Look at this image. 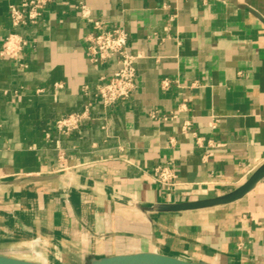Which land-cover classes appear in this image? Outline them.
<instances>
[{
  "label": "crops",
  "instance_id": "0c3cea01",
  "mask_svg": "<svg viewBox=\"0 0 264 264\" xmlns=\"http://www.w3.org/2000/svg\"><path fill=\"white\" fill-rule=\"evenodd\" d=\"M20 1L0 0V50L14 30L27 41L19 58L0 56V255L264 264V177L230 203L149 209L227 194L264 163V0H53L14 29ZM91 19L123 25L137 56L136 89L109 107L94 88L117 63L89 60ZM89 102L79 132L54 129ZM163 164L178 175L171 189L155 178Z\"/></svg>",
  "mask_w": 264,
  "mask_h": 264
},
{
  "label": "built area",
  "instance_id": "2783aa9c",
  "mask_svg": "<svg viewBox=\"0 0 264 264\" xmlns=\"http://www.w3.org/2000/svg\"><path fill=\"white\" fill-rule=\"evenodd\" d=\"M53 0H21L8 6V15L14 29L36 24L44 17L48 5ZM83 17L90 18V12L83 4L81 6ZM92 20V19H91ZM87 52L92 63L104 64L112 59L116 60L117 68L107 79L100 77L94 88V96L98 98L104 107L114 105L118 100L128 98L137 86V69L135 62L137 56L133 54L129 46V33L123 25L112 24L102 19H93L91 30L87 36ZM26 39L17 31L9 32L3 39L0 56L8 59L19 58ZM168 79L163 81V86H168ZM60 85V84H57ZM89 87L83 88L89 93ZM1 97V94H0ZM93 103L89 102L83 111L65 114L55 120L53 127L60 134L79 132L84 123L92 121L91 115ZM49 138V132L46 134ZM155 178L164 188L171 189L177 184V172L170 164L159 165L155 168Z\"/></svg>",
  "mask_w": 264,
  "mask_h": 264
},
{
  "label": "water",
  "instance_id": "95a60500",
  "mask_svg": "<svg viewBox=\"0 0 264 264\" xmlns=\"http://www.w3.org/2000/svg\"><path fill=\"white\" fill-rule=\"evenodd\" d=\"M264 177V163L261 164L250 177L235 190L216 197L205 198L194 201L184 202H171V203H159L150 210L165 211V212H179L185 210H195L200 208L213 207L226 203L233 202L245 194L250 192L256 184ZM44 176L21 178L16 181H25L30 179H43ZM0 264H42L39 262L20 259L16 257L0 255ZM89 264H211L204 261H193L184 258L173 257L169 255L153 253V252H140L133 254H121L114 256H107L99 259L92 260Z\"/></svg>",
  "mask_w": 264,
  "mask_h": 264
}]
</instances>
